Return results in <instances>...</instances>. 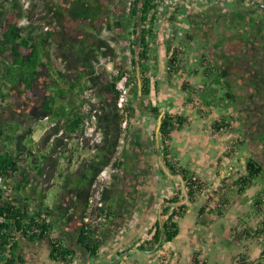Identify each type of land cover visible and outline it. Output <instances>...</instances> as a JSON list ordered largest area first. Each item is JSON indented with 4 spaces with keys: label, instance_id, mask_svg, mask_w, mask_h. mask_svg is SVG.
<instances>
[{
    "label": "trees",
    "instance_id": "obj_1",
    "mask_svg": "<svg viewBox=\"0 0 264 264\" xmlns=\"http://www.w3.org/2000/svg\"><path fill=\"white\" fill-rule=\"evenodd\" d=\"M39 1L41 4L32 1L25 7L21 0H0V26L3 25L0 29V175L13 182L11 189L0 187V252L6 253L1 264L23 261L18 235L29 241L48 239L51 244L49 256L63 261V264L73 261L75 249L79 247L90 255H97L103 244L102 232L106 222L110 221L106 229L111 231V223L115 221L112 211L115 205L111 200L117 192L113 185L103 188L102 205H97L98 214H105V219L100 222L102 225L87 221L86 217L91 208L93 186L100 173L109 165L120 168L126 159L118 161L115 157L126 118L118 107L120 91L117 82L127 75V84L136 80L131 94L138 101L137 62L140 65L143 102L148 99L145 107L155 116L162 111L158 103L153 104L150 96L153 84L156 93L160 91L159 79H152L157 65L153 51L157 38L155 18L164 0H131L128 11L121 12L120 17L112 13L107 18V0H66L60 6L46 0ZM38 6L45 14L35 21L21 24L22 18H33ZM70 20L75 21V33L69 32L71 28L65 25ZM46 24L50 28L45 29ZM105 29L114 33L112 39L116 42L120 38L127 40L125 49L130 55L131 68L123 59L124 50L102 36ZM174 40L175 34L166 42L167 51H172L168 61L170 71L176 68L180 60L178 53L182 51L176 48ZM54 56L63 62L61 68L55 65ZM103 57L113 64L116 73L100 63ZM216 82L219 83L220 79L217 78ZM88 90L92 92L87 96ZM199 95L207 105L216 104L208 94ZM126 108L127 114L132 115L134 105L131 97ZM43 119H48L51 125L36 141L33 135ZM92 119H95L96 131L101 134L100 140L93 133L85 136L86 122ZM187 119V115L179 112H164L159 135L166 144L165 155L172 153L169 143L173 133L180 130ZM213 124L216 129L230 126L224 118L215 120ZM74 136L83 137L82 141L78 140L74 152H80L87 146L89 153L74 170L67 166L59 173L63 177L60 192L50 206L46 202V183L53 178L61 157L66 156L68 164L71 163L74 155L66 154V150L70 149L68 141ZM234 143L239 148L243 140L238 138ZM165 162L174 171L179 167L167 156ZM245 168L246 171L232 181L239 194L254 178L264 174V167L253 157L246 160ZM180 170L186 182L187 198L193 202L207 187L187 168L182 166ZM181 193L180 187L175 194L165 198L166 204L162 209L164 228L157 218L150 228L152 236L140 247H155L163 233L165 242L174 240L179 234L178 217L183 216L188 208V202L182 200ZM256 195L255 205L262 211L260 206L264 203V195L261 192ZM227 199L220 198L221 204H225ZM200 211L205 212V204ZM262 223L256 228L244 227L243 233L261 235L264 233ZM71 225L75 227L74 247L66 244L62 236L65 228ZM56 226L62 234L54 236L52 232ZM194 257L192 264H202L199 250Z\"/></svg>",
    "mask_w": 264,
    "mask_h": 264
},
{
    "label": "rangeland",
    "instance_id": "obj_2",
    "mask_svg": "<svg viewBox=\"0 0 264 264\" xmlns=\"http://www.w3.org/2000/svg\"><path fill=\"white\" fill-rule=\"evenodd\" d=\"M32 1L40 3L39 0H21L25 7L30 6ZM66 2L64 1L62 4ZM177 2L178 0L161 1L156 14L157 38L156 49L153 54L155 53L157 56V65L153 69L154 75L152 79L153 81L156 78L159 79L160 91L157 94L153 84L150 98L153 104L158 103L162 110L185 114L188 119L180 130L174 131L172 141L169 143L172 153L165 155L164 146L166 144L161 141L160 135L158 140L155 135L156 142L154 140L157 116L149 112L145 107L148 99H146L145 103L142 100L141 106L138 105V102L135 101L131 94V88L136 80L129 82L127 98L128 101L130 97L132 98L134 111L132 115L128 114L127 116L126 125L123 127L124 133L115 157L118 161L125 157V141L131 131L132 126L130 125L144 127L148 133V142L151 149H153L150 162L153 161L154 165L152 167V180L149 181V185L155 190V199L150 208L145 205L148 199L147 195L136 199L132 209L134 213V215H131L132 218L127 219L125 215L124 218H120L123 215L121 211L125 214L127 213L125 204L131 201L128 196L129 193H132L131 187H135L138 183L131 179L133 176L130 174L124 175L125 162L120 168L115 165H109L104 168L93 186V200L86 220L97 224V222L100 223L101 220L105 219V214H98L97 205L101 200L103 188L106 185H113L117 192L116 197L111 200L115 205L112 210L115 215L112 214L115 221L111 223V231L106 229V226L110 225V221L106 222L102 232L103 244L97 255H90L83 247H79L75 249L74 259L70 264H161L162 262L163 264H192L197 250H199L202 264H264V256H262L264 233L261 235L243 233L244 227L256 228L264 222V203L260 206L262 211H259L258 206L255 205L256 194L261 192L264 195V174L259 178H254L242 194H239L237 186L233 185V179L246 171V152L249 153V151L245 146L235 147L234 142L241 137L238 135L240 134V125L236 124L234 119L226 112L223 104L224 97L223 100L219 101L221 96L224 95L223 86L216 88V95L219 97H215L217 105H207L200 99L199 85L202 81L199 80V75H195V66L192 63L188 64V61H186L192 55V44L179 41L182 31L177 27L179 25L178 10L174 8ZM41 6L36 8L33 18H22L21 24L35 21L44 15L45 12H42ZM54 23L57 24L56 19ZM4 24L7 25L6 23ZM65 25L67 28H71L69 32L75 33L73 30L75 21L70 20ZM172 25H176L175 30ZM2 28L3 25L0 26V29ZM178 33L179 38H175L174 45L179 50L183 48L180 44L186 46L185 50L182 49L178 53L180 60L176 68H172V71H170L168 59L171 57L172 51H167L166 38ZM113 34L112 31L107 29L102 32V36L108 38L112 45L124 50L125 57L123 59L130 66V55L128 49H125L127 40L120 38V41L116 42L112 39ZM183 52L185 53L183 54ZM186 55L188 56L186 57ZM54 62L59 68L63 66V62L57 56H54ZM100 63L104 64L111 72L116 73V69L111 62H108L107 58H101ZM184 64L185 68L183 67ZM130 73L133 74L134 71L131 70ZM209 79L206 78V81ZM90 92L92 91L88 90L86 95L88 96ZM222 118L229 122L230 126L216 129L213 123L215 120ZM87 122H89L88 126ZM87 122L86 130L100 139L101 134L95 129V119L87 120ZM50 125L51 122L48 119L41 120L33 135L34 139L39 141ZM82 139V137L79 138L78 136L69 139L68 147L71 150H66V154L71 153L74 155L71 163L68 164L66 157H61L55 168L53 178H49L46 183L48 188L46 202L50 206L57 200L60 192V184L63 177L59 173L65 171L67 166L70 170H74L77 163L89 153L87 146H84L80 152H74L73 149H75L78 140L82 141ZM165 156L179 165L176 171L167 166ZM182 166L190 170L194 177L201 179L207 187L206 191L193 202H190L187 198L186 182L180 173ZM142 172H147V170H142ZM134 184L135 186H133ZM12 185L13 182L10 180L8 182L9 189L12 188ZM180 187L183 192L181 193V196H183L182 200L188 202V208L183 216L178 217L180 224L179 234L170 242L163 240L157 251L136 250L135 247H139L144 240L152 236L153 232L150 228L155 224V220L157 218L163 219V215L160 213L166 204L165 198L175 194ZM124 189L127 192L126 194L122 193ZM220 198H228V201L225 204H221ZM203 204H205L204 213L200 211ZM123 205L125 207H122ZM120 206L122 209H120ZM219 210H222V213H219ZM71 226L65 228L62 236L65 238L66 244L74 247L76 245L74 238L75 227ZM52 233L54 236L62 234L58 226L53 229ZM47 241L49 242L48 239ZM48 242L44 241V243ZM40 243L42 244V241ZM48 245H51L50 242ZM41 247L45 248L44 244ZM117 253L119 254L117 255ZM24 254V260H32L29 252ZM117 258H119L118 261H116ZM37 259L39 258L37 257ZM36 262L38 261L33 260V262H26V264ZM50 262L51 260L48 259L45 263L40 261L39 264H50Z\"/></svg>",
    "mask_w": 264,
    "mask_h": 264
},
{
    "label": "flooded vegetation",
    "instance_id": "obj_3",
    "mask_svg": "<svg viewBox=\"0 0 264 264\" xmlns=\"http://www.w3.org/2000/svg\"><path fill=\"white\" fill-rule=\"evenodd\" d=\"M47 2L60 6L64 0ZM130 2L107 0L105 18L112 13L120 17L121 12L128 11ZM174 8L178 10L177 27L182 31L180 38L179 33L175 34V38H179L181 43L192 44V55L186 61L195 66V75H199L202 81L199 93L208 94L215 101L216 88L223 86L224 95L221 100L224 97L226 112L240 125L238 135L243 140L242 146L249 151L246 152L247 159L253 157L264 167V0H178ZM180 45L185 50L186 45ZM206 78L210 79L206 81ZM217 78L220 79L219 83L216 82ZM130 126L131 131L125 141L124 175L130 174L133 176L131 179L138 184L130 189L132 193L128 196L131 201L125 204L127 213L121 211L123 215L120 218L125 215L127 219L134 215L132 209L136 199L147 195L145 205L148 208L155 199V190L149 185L154 164L150 162L153 149L148 142V133L142 126ZM154 140L156 142L155 136ZM142 170L147 172L143 173ZM122 193L127 192L124 189ZM18 239L21 248L23 245L22 249L29 252L32 259L38 257L42 263L49 259L63 264V261L53 260L49 256L51 245L48 243L42 241L41 244L39 239L29 241L20 235ZM43 244L45 248L41 247ZM135 249L147 248L139 246ZM23 250L19 251L21 256L25 253ZM5 258L6 253L1 251L0 264ZM15 264H19V261Z\"/></svg>",
    "mask_w": 264,
    "mask_h": 264
},
{
    "label": "built area",
    "instance_id": "obj_4",
    "mask_svg": "<svg viewBox=\"0 0 264 264\" xmlns=\"http://www.w3.org/2000/svg\"><path fill=\"white\" fill-rule=\"evenodd\" d=\"M44 27H45V29L50 28L49 24H46ZM126 81H127V78H126V76H124L121 80H119L117 82V88L120 91V96H119V99H118V102H117L118 103V107L121 109V111L126 116V118L124 119L123 124H122L123 127H125V125H126L127 116H128V114H127L128 112H127L126 106H127V101H128V98H127L128 88H127V86L129 84H127ZM88 124H89V122H87V126H88ZM90 135H92V133H89L88 130H86L85 136H90ZM96 139L100 140L99 138H96ZM90 142L91 143L93 142V138L91 139ZM9 181H10V179H7L5 176L0 175V187L8 189L9 188L8 187V182ZM92 200L93 199L91 198V202H92ZM98 205H102V201L101 200L99 201Z\"/></svg>",
    "mask_w": 264,
    "mask_h": 264
},
{
    "label": "water",
    "instance_id": "obj_5",
    "mask_svg": "<svg viewBox=\"0 0 264 264\" xmlns=\"http://www.w3.org/2000/svg\"><path fill=\"white\" fill-rule=\"evenodd\" d=\"M137 50H138V47H137ZM136 75H137V78H138V101L137 102H138V105L141 106L142 105L143 96H142V79H141L139 62H137ZM164 112L165 111L162 110L161 113L157 116V125H156V130H155V135H156L157 140H158V137H159V130H160V127H161V124H162V117H163ZM160 214L162 215V212ZM163 222H164L163 219L160 218V223H161L162 229L164 228ZM164 238H165V235L163 233L161 235V238H160L159 242L157 243V245L154 248H152V249H145V251L146 252L157 251L159 249V246L162 244ZM118 260H119V258L116 259V261H118Z\"/></svg>",
    "mask_w": 264,
    "mask_h": 264
},
{
    "label": "crops",
    "instance_id": "obj_6",
    "mask_svg": "<svg viewBox=\"0 0 264 264\" xmlns=\"http://www.w3.org/2000/svg\"><path fill=\"white\" fill-rule=\"evenodd\" d=\"M227 206H228V205H227ZM41 241L48 242L47 239H41L40 242H41ZM48 243H49V242H48ZM22 248H23V245H22ZM22 248H21L20 250H23ZM23 251L27 252L25 249H24ZM20 252H21V251H20ZM22 255H23V254H22ZM36 258H37V257H36ZM26 260H27V259H25V260L22 261V262L19 261V264H26V262H29V261L33 262L32 260H34V261L37 260V261H38V262L33 263V264H39V262L41 261L40 259H32V260L30 259L29 261H28V260L26 261ZM46 261H48V260H46ZM43 263H45V262H43ZM50 264H55V262L53 261V263H52V261H51Z\"/></svg>",
    "mask_w": 264,
    "mask_h": 264
},
{
    "label": "bare ground",
    "instance_id": "obj_7",
    "mask_svg": "<svg viewBox=\"0 0 264 264\" xmlns=\"http://www.w3.org/2000/svg\"><path fill=\"white\" fill-rule=\"evenodd\" d=\"M133 6V5H132ZM45 12V11H44ZM119 94V93H118ZM147 96V95H146ZM70 99V98H69ZM87 100V99H86ZM122 115V114H121ZM166 115V114H165ZM84 123V122H83ZM64 130V129H63ZM95 145V144H94ZM75 150V149H74ZM66 157V156H65ZM59 228V227H58Z\"/></svg>",
    "mask_w": 264,
    "mask_h": 264
}]
</instances>
